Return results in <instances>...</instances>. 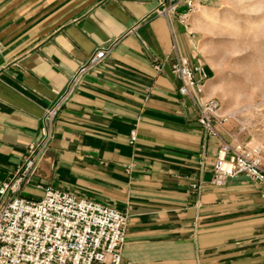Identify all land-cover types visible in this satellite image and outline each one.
Returning <instances> with one entry per match:
<instances>
[{"label": "crops", "instance_id": "obj_1", "mask_svg": "<svg viewBox=\"0 0 264 264\" xmlns=\"http://www.w3.org/2000/svg\"><path fill=\"white\" fill-rule=\"evenodd\" d=\"M157 3L0 0V183L38 138L43 109L92 52L107 48L58 110L21 194L42 191L39 183L124 212L120 264H264V182L239 174L208 183L219 140L203 138L170 69L174 42L191 62L197 55L192 18L184 28L156 14ZM232 130L223 124L220 137L230 140ZM198 176L202 187L192 193Z\"/></svg>", "mask_w": 264, "mask_h": 264}, {"label": "built area", "instance_id": "obj_2", "mask_svg": "<svg viewBox=\"0 0 264 264\" xmlns=\"http://www.w3.org/2000/svg\"><path fill=\"white\" fill-rule=\"evenodd\" d=\"M195 9V0H158L154 11L168 20L174 16L188 28ZM107 50L98 48L92 52L70 76L64 90L43 109L38 138L28 144L23 161L0 183V264H120L127 219L124 212L64 191L42 188L39 183L34 187L41 188L40 198L21 194L49 148L52 123L58 110L80 77L99 64ZM171 52L170 69L180 82L178 94L190 100L203 138L219 140L208 183L221 186L228 177L239 174L264 182L262 146L237 141L233 135L230 140L220 137L228 115L221 112L218 99L204 95V83L208 79L204 64L198 57L191 62L183 56L175 42ZM161 64L159 57H151L155 70H160ZM135 140L136 133L131 131L128 141L133 144ZM205 160L202 147L199 172ZM202 184L199 176L192 179L191 192L199 193Z\"/></svg>", "mask_w": 264, "mask_h": 264}, {"label": "rangeland", "instance_id": "obj_3", "mask_svg": "<svg viewBox=\"0 0 264 264\" xmlns=\"http://www.w3.org/2000/svg\"><path fill=\"white\" fill-rule=\"evenodd\" d=\"M198 57L210 71L209 95L233 125V137L264 154V0H195ZM37 199L40 190L25 189Z\"/></svg>", "mask_w": 264, "mask_h": 264}]
</instances>
